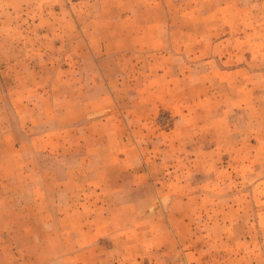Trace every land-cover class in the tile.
<instances>
[{"label": "rangeland", "instance_id": "1", "mask_svg": "<svg viewBox=\"0 0 264 264\" xmlns=\"http://www.w3.org/2000/svg\"><path fill=\"white\" fill-rule=\"evenodd\" d=\"M107 39L116 45L105 49ZM169 53L171 79L215 99L220 137L237 136L223 149L187 148L167 110L151 118L135 99ZM232 64L255 78L248 90L239 77V108L227 116L231 95L216 76ZM95 73L110 80L105 119L86 104L108 90ZM198 109L205 120L210 106ZM142 176L180 194L174 232L196 261L177 264H264V0H0V264H62L54 259L103 202L106 215L130 216L116 208L139 204L141 186L154 189ZM115 180L121 196L101 194Z\"/></svg>", "mask_w": 264, "mask_h": 264}, {"label": "crops", "instance_id": "2", "mask_svg": "<svg viewBox=\"0 0 264 264\" xmlns=\"http://www.w3.org/2000/svg\"><path fill=\"white\" fill-rule=\"evenodd\" d=\"M129 17L131 16H126V18ZM158 38L159 34L153 40V44L159 41ZM112 43L116 45V40L109 41L107 39V41L103 42V47L106 49ZM144 48L150 47L145 44ZM153 48L155 49V47ZM118 51L120 49L115 48L113 51L105 50L103 54L109 55ZM170 53L167 56L169 64L166 67H162L165 71L161 72L162 68L157 67L160 65H153L155 67H151V72L147 71V74L144 75L142 82L139 84L138 89L141 92L137 94L135 99H139L143 103L141 107L144 110L150 111L149 115L152 116L151 118H157L160 111L167 110L175 125L173 133L178 136L180 133H183L179 140L187 145V148L188 146L192 148L195 144H203L204 147L206 146L210 150L217 151L223 149L224 144L222 143L225 141H227L226 143L235 141V137L237 136L227 131V133L223 134L225 137H220L222 135L219 134L218 127L224 124V122H219L214 112V108L216 109V107L212 106V102L215 99H211L210 102H202L200 97L192 96L189 89L187 91L186 88L183 89V87L177 86L175 81L171 79L173 76L170 77L168 69H171L172 73L176 68L173 61V58L176 56ZM224 57L227 61L233 58L232 55L227 54ZM228 66L230 67H226L225 65L219 66L216 80L219 85L226 87L228 92L226 95H231V97L227 95L226 106L221 108L223 112L226 111L224 109H227V116H230L235 112L232 109L233 106L236 109L239 108V89H237L241 83L239 77L242 75V77L244 76L243 78L248 79L247 82L243 83L245 84L243 89L248 88L250 90V76L254 78L255 76L251 74L252 70L250 71L249 67L240 68L236 64ZM165 75H167V78H165ZM94 78L102 79L103 82L99 85H104L105 89L107 87L109 92L106 89L105 95H102L100 98H90L87 100V106H92L88 113L93 119L97 117L105 119L109 115L111 103H113L111 101L113 98L112 90L109 87L110 80L101 77L99 73L91 75L90 79L94 80ZM185 78V74H183L182 79L178 80L179 82L184 81V84H186ZM201 80L209 82L211 79L204 78ZM96 84L98 85L97 82L94 83V85ZM91 88L89 87L88 89ZM221 97L224 98V95H221ZM207 105L210 106V112L203 117L205 120H200L202 118L199 113L201 110L198 109V112H195V110L200 108V106ZM76 110H79V107L67 113L73 114ZM67 113H63L61 117L64 118L65 123L69 124L70 114ZM186 137L190 138V141H187ZM179 140L173 142L179 143ZM236 142L239 143L238 140ZM141 178L142 181H151L154 189L149 192L141 186V188L139 187L140 189H136V194L141 196L139 204L136 203L135 207L131 204L127 206L118 205L119 207L117 206L116 208L117 210L121 208L127 209L130 216L127 215L128 217L124 220L122 217L113 218L110 213L106 215L107 211L101 210L105 208L103 202L99 208H96V216L93 218L96 221L90 222L91 225H87V227H78L76 229L77 233L68 242L71 248L57 256L54 261L62 264H66L68 259H71L75 264H80L81 262L86 264H136L144 260H152L153 264H177L176 261L181 257H185L189 262L196 261V253L185 250L186 247L184 245H186L187 241L179 243V239L176 238L174 232L173 220L176 216L172 209V202L180 194L177 193L176 189L159 190L161 188H158V183L161 182L158 179H153L150 176L148 177L149 179L146 176H142ZM113 183H115L113 190L102 191L101 194H112L111 197L116 194H120L119 196H121L122 190L119 188V180H115ZM117 198L119 197L117 196L114 199ZM146 218L149 220L148 224L141 222V219ZM177 242L180 246L182 244L184 247L177 249Z\"/></svg>", "mask_w": 264, "mask_h": 264}]
</instances>
